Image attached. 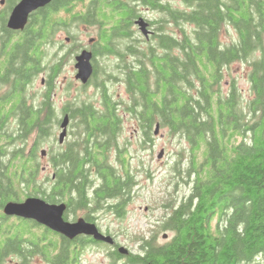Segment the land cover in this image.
Returning a JSON list of instances; mask_svg holds the SVG:
<instances>
[{
  "label": "trees",
  "instance_id": "16d2710c",
  "mask_svg": "<svg viewBox=\"0 0 264 264\" xmlns=\"http://www.w3.org/2000/svg\"><path fill=\"white\" fill-rule=\"evenodd\" d=\"M17 1L8 0V5ZM180 4L51 0L21 30L7 28L4 12L0 15V87L7 86L0 92V143L6 154V162H0V208L8 200L41 194L51 203L69 198L65 218L89 204L96 209L113 206L115 216H125L137 181L119 145L124 116L116 101L103 113L88 102L84 105V138L66 152L59 148L51 154L55 179L49 178L43 188L32 183L39 168L29 161L24 146L39 124V114L25 106L24 88L40 69L53 34L75 23L96 25L109 49L113 28V53L122 62L129 55L140 61L133 67L126 63L121 77L140 145L152 141L156 123L188 144L181 177L190 181L189 193L179 203L164 206L170 212L160 219L159 227L171 232L170 238L161 243L153 235L135 238L136 251L126 263L264 264V0ZM142 6L160 13L150 20L156 25V42L145 50L132 40L122 41L133 36ZM174 29L180 39L174 38ZM225 30L232 31L227 43L221 40ZM237 61L247 66L246 95L227 71ZM12 117L18 119L16 132L7 129ZM111 148L113 164L108 160ZM117 247L113 262L120 257ZM81 248L77 239L0 211V264L12 255L18 264H32L35 255L46 264H72Z\"/></svg>",
  "mask_w": 264,
  "mask_h": 264
},
{
  "label": "flooded vegetation",
  "instance_id": "af4514ba",
  "mask_svg": "<svg viewBox=\"0 0 264 264\" xmlns=\"http://www.w3.org/2000/svg\"><path fill=\"white\" fill-rule=\"evenodd\" d=\"M17 2L9 6L8 0H0V15L4 12L5 25L7 28H9L7 26L9 15ZM31 14L29 15V17L31 16ZM145 19L148 21L149 23L148 27L152 32L150 35L148 36L143 35L140 29L137 27V25L134 22V27L132 29L133 36L128 40H122V41H125V42L128 41L129 43L132 40L136 44V46H138V48H142L143 50L148 49L151 44H154L156 42L155 34L157 33L156 25L151 23L150 19L148 18H145ZM98 31L99 32H98L97 37L90 38L87 45L85 43L82 44V42L74 44L76 45V47L80 48L79 52L82 49H87L91 51L92 53V57H91L92 74L86 83L82 82L81 79L76 77L77 68L75 67V63H76L75 57L79 52L73 55L72 66L70 67L71 70L67 68V64L69 62L68 58L73 53V50L76 48V47L75 48L73 47L72 51H71V48L68 51H65L62 53H59L58 51H56L54 54L55 59L53 61H49L48 63L45 60V57H46V53H45V57L43 58L40 69L37 71L36 75L30 80V82L24 88V95H25V101H26L25 106L32 108L34 112L39 114V124H36L32 128L30 132V134L33 135L30 138L32 140L30 142V145L26 146L27 148H25V151H26L28 159L31 158V160L29 161H32L35 164H37L38 168H39L41 159L46 158L47 160L46 165L42 166V170L45 172L48 171V173L50 171L49 176L46 175L45 178L40 179V180L37 179L38 172L36 173L35 181L32 182L35 187L38 186L39 188L40 187L43 188L49 183L50 180L55 179V173L52 167L53 161L51 157L53 154H55L56 150H58L59 148H62V150L66 152L69 146L71 145L75 146L79 144L80 141L83 140L84 125H83V120H82V112L84 110V105L87 102L90 103L92 107L98 113H103L107 109L108 104L113 106V100H114L118 103L117 107L119 109L120 114L123 116H130L129 111H127V108L129 107V102H130V95L127 92L125 84L121 78L122 70L126 63H128L130 67H133L137 65L139 60L131 55L126 56V59H127L126 62H122L121 60H119L118 56L115 53H113V28L111 29V39L109 40V44H108L109 49H107L106 45H104V43L101 42L100 30L98 29ZM173 35L175 39H180V33L178 29L173 30ZM65 40L66 42L70 43L71 40H74V39L66 36ZM113 56L116 58V62L114 64H113ZM105 59H109L110 64H107L108 60H105ZM113 66L115 67V70H113ZM38 76H41L40 90L30 91V94H29L28 92L30 90V87H32V85H35L34 82ZM113 81L119 82L120 84L123 85L124 91L126 93L125 97L117 98L113 94ZM88 87L94 88L97 91L99 98L97 99L96 103L90 101L89 99L88 100L86 99L85 92ZM6 88L7 86L2 85L0 87V90L2 89L0 92L2 93ZM60 89L63 92H65L64 93L65 95H60ZM127 103L128 105H126ZM14 113L16 114V112ZM64 117H67L68 119L67 126H66V133H65L63 142L59 143L58 135L61 132L60 123ZM55 125H56V130L58 133L57 137L53 135ZM48 138L52 139L53 146L48 148V150L40 149V152H38V149L40 148L39 147L40 144L47 141ZM2 145H4V143L3 144L0 143V162L4 163L6 162V157H5L6 154L4 152ZM79 149L80 147L78 146V150H77L78 154L79 155L81 154L83 156V151H82L83 149L82 150H79ZM114 156H115L114 150L113 148H111L108 154V160L110 161L111 164H113V160L115 159ZM69 157H67L65 161H68L67 159ZM2 181H3V178L0 175V183ZM35 189L37 188H34L33 190ZM28 196H31V195H26L23 199H25ZM22 200H8V201H22ZM110 200L112 201L111 205H113V198H111ZM69 201H70L69 198L65 202L61 201L65 203L66 205L65 211L69 209V203H68ZM5 203H3V205L0 208L1 212H2V209ZM65 211H64V214H65ZM100 212L110 213L113 216V206L107 209H96V207L94 208L92 205L89 204L88 207L79 208L77 210V215L71 218L70 216L65 218L63 214V218L68 221H75L77 218L82 217L85 221L95 224V226L102 233L109 234L113 238L112 232H107V230L104 231L101 228V224L98 220V217H99L98 214ZM6 217H11V216H6ZM13 218H22V217L13 216ZM74 239L75 240L77 239L81 242L82 248H81V253H79L77 258L72 261V264H93L92 261H90L87 258V255L84 253V251L87 248H92L95 246H101V244H106V243L94 241L91 236H87L84 234L78 235L75 238H73V240ZM116 244L114 243V245L113 244L104 245V246H109V250L104 253L102 258L98 257L96 261L99 262L100 264H119V261L121 262V264H127L126 258H128L131 254H133V252H131L130 250H128V253H125V254L118 252L120 257H118L117 260L113 262V256H116L113 254V248H116L117 246H119ZM34 257H38V256L35 255ZM15 264H18V261Z\"/></svg>",
  "mask_w": 264,
  "mask_h": 264
},
{
  "label": "rangeland",
  "instance_id": "374dc122",
  "mask_svg": "<svg viewBox=\"0 0 264 264\" xmlns=\"http://www.w3.org/2000/svg\"><path fill=\"white\" fill-rule=\"evenodd\" d=\"M173 3L176 7H180V0H162ZM141 16L154 20L158 18L160 13L156 10H152L149 7H139ZM98 27L96 25H90L85 23L72 24L71 26L59 28L53 34V43L46 48L45 60L48 63L55 59V52L59 53L68 51L73 47L75 48L76 43L82 42V44H88L90 38H95L98 35ZM232 31H223L221 35V40L227 43L230 38L228 34ZM73 39L70 43L66 42L65 37L72 36ZM80 48L76 47L73 53L68 58L69 62L67 68L71 70L73 55L78 53ZM70 51V52H71ZM107 64H110L109 59ZM116 62V58L113 56V64ZM113 70L115 67L113 66ZM233 76H236L238 81V86L244 89V94L246 95L248 83H247V66L244 62H234L227 69ZM40 78L38 76L29 90L37 91L40 90ZM229 80L228 76H225L224 83ZM4 89V88H2ZM1 89V90H2ZM225 89V88H224ZM0 90V91H1ZM60 89V95H65ZM86 99L97 102L99 98L97 91L94 88H87ZM113 94L117 97H125V91L123 85L119 82L113 81ZM124 125L122 134L119 137V145L126 150L130 160V165L135 173L137 184L134 188L133 199L127 205V212L124 217H117L113 214L106 212H100L98 214V220L101 224V228L106 231L110 230L113 233L114 243L124 246L131 252H135L137 244L134 243V239L139 236L149 237L151 235L155 236L158 242H164L170 238L171 232L162 230L160 225V219L165 217L166 214L170 212L169 207H164L166 205H174L179 203L186 195H188L190 190V181L186 182L182 179L183 170L186 167L187 162V148L188 144L179 139L178 136H171L168 133L167 127H160L157 134L154 133L155 126L152 127V141L140 145V132L136 131L137 126L134 125V121L129 118V116H124ZM18 119L17 117H12L11 122L8 123L7 129L9 132H16ZM56 125L54 128V136L57 137ZM52 135V136H53ZM31 134L26 136L24 142L25 148L30 145L32 139ZM51 136V137H52ZM56 141V140H55ZM17 143V141H16ZM52 139L48 138L47 141L40 144L38 152L41 150H48L52 145ZM14 144V143H13ZM15 145V144H14ZM11 144L6 146V149H11ZM184 149V153L179 154L180 151ZM162 152L161 157H158L159 153ZM186 157V159H185ZM180 158H183L180 160ZM186 160V161H185ZM46 158H42L37 179H43L45 176H49L50 171H43L42 166L46 165ZM180 163V165L178 164ZM180 169V170H179ZM179 170V171H178ZM42 197L41 194L31 195ZM75 215L70 214V218ZM106 244H101V246H95L92 248H87L84 253L87 258L92 261L93 264H100L97 262V258H102L104 253L109 250V246H104ZM114 245V244H113ZM15 256H10L6 259L5 264H15L17 262ZM45 261L40 257H34L32 259V264H44ZM119 264L121 262L119 261ZM253 264V263H251Z\"/></svg>",
  "mask_w": 264,
  "mask_h": 264
},
{
  "label": "water",
  "instance_id": "95a60500",
  "mask_svg": "<svg viewBox=\"0 0 264 264\" xmlns=\"http://www.w3.org/2000/svg\"><path fill=\"white\" fill-rule=\"evenodd\" d=\"M51 0H19L13 7L7 26L13 30H21L27 23L29 15L44 7ZM135 24L140 29L143 35L148 36L152 32L149 29L148 21L139 16L135 19ZM92 53L87 49H82L75 57L77 68L76 77L86 83L92 74ZM68 119L64 117L60 123L61 132L58 135V142L62 143L67 126ZM154 133L157 134L159 124H155ZM162 150L158 157H161ZM66 205L63 202L50 203L38 196H28L22 201H7L2 209L5 216H17L25 219H31L49 228L50 230L59 233L60 235L73 239L78 235L84 234L91 236L93 240L106 243L108 245L114 244V239L109 234L102 233L93 223L85 221L82 217L77 218L75 221H68L63 218ZM118 252L125 254L128 249L122 245L117 247Z\"/></svg>",
  "mask_w": 264,
  "mask_h": 264
}]
</instances>
